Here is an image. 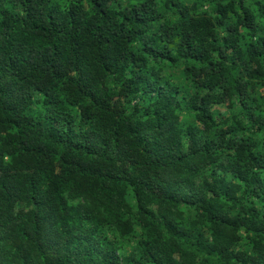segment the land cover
Segmentation results:
<instances>
[{"label":"trees","instance_id":"trees-1","mask_svg":"<svg viewBox=\"0 0 264 264\" xmlns=\"http://www.w3.org/2000/svg\"><path fill=\"white\" fill-rule=\"evenodd\" d=\"M203 2L0 0V264H264V0Z\"/></svg>","mask_w":264,"mask_h":264},{"label":"rangeland","instance_id":"rangeland-1","mask_svg":"<svg viewBox=\"0 0 264 264\" xmlns=\"http://www.w3.org/2000/svg\"><path fill=\"white\" fill-rule=\"evenodd\" d=\"M186 3H193L196 0H184ZM200 3H204L203 0H199ZM206 6L205 5H201V10L205 11ZM164 75L166 78H168L177 88H179L182 92L188 93L190 91V85L189 83L186 81V79L180 74V70L179 69H173V68H165V72ZM256 92L258 95H260L261 97H263L264 99V86H256ZM213 111L215 113H219L220 115H222L223 117H228L230 115L229 110L226 108V106L224 104L221 105H215L213 106ZM233 112L235 114H238V107H234ZM180 121L182 123V125H186L188 123L194 122V118L193 116L190 115H186V114H181L180 115ZM250 135V133H249ZM254 139L258 140V141H262L264 138V135L261 134H251ZM140 230L138 228H136V231L134 232V234L132 236H130L129 238H126L123 241V246H122V253L125 254H129L133 251V249L136 246V242L138 240V238L140 237ZM246 243V240L244 239L239 248H243L244 245Z\"/></svg>","mask_w":264,"mask_h":264}]
</instances>
